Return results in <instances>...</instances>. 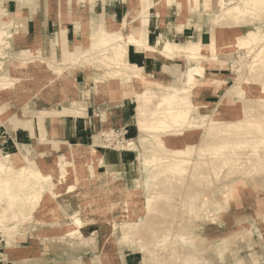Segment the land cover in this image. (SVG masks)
I'll list each match as a JSON object with an SVG mask.
<instances>
[{"label":"rangeland","instance_id":"1","mask_svg":"<svg viewBox=\"0 0 264 264\" xmlns=\"http://www.w3.org/2000/svg\"><path fill=\"white\" fill-rule=\"evenodd\" d=\"M89 1L22 0V3L18 0H0L2 18L14 19L15 23L6 21L4 25H0V28L11 34L9 37L3 36L5 41H9V46L3 49V55L0 56V73L4 76L2 82L6 84L0 87V105L4 113L0 115V152L26 155V165L41 168L43 172L51 174L53 180V186L49 187L51 193H47L49 202H46L45 206L37 207L31 220L20 222L22 211L17 210L14 213L9 210V215L10 212L17 215L18 220L8 219L3 225L14 228L4 232L3 225L0 224V264H124L125 254L133 250L140 251L137 253L136 264H264V167L252 168L251 165L241 163V158L237 159L238 162L231 158L227 163L219 164L216 173L203 164L202 169L199 164L195 168L194 165L200 161L211 160L213 155L212 150L199 151V147L209 149L213 140L202 137L205 135L204 128L207 124H201L202 128L196 129L195 138L191 139L190 154L183 156L188 160L185 172L179 175L170 170L166 171L165 162L157 158L171 157L172 148L159 145L150 132L146 136L147 143L145 141L140 147L136 145L139 140V133L134 124L136 103L129 101L130 97L124 98L128 99L125 101L128 108L123 118L118 115V109L110 110L118 101H112L107 92L98 91L103 83L95 82L100 74L96 66H93L91 71L83 70L86 78L78 73L77 81L70 82L65 81L64 75L75 71L81 64L72 65L68 60L60 62L57 67L63 71L58 74L53 73L51 68L37 69L38 61L43 59L57 63V47L49 43L50 39L55 38L56 34H52L56 28L53 26L47 32V37H44L43 43H40L26 34L27 19L23 17L22 11L19 13L17 10L26 4L34 8L42 3L50 14L54 13L52 18L56 20L57 30L62 21L66 22L71 30L72 24L69 20L72 22L88 19L89 23L96 25L111 19L105 16L104 10L97 15L94 11L95 15L87 16V3V10L90 13L93 11L90 10ZM118 1L125 4L124 0ZM9 2L12 5L8 10L6 5ZM101 2L105 3L106 0ZM149 2L153 5L156 0ZM227 2L234 3L233 0ZM164 4L169 10V21H175L176 18V23H179V13L185 19L188 18L182 26L193 23L197 28L200 24L202 29L203 23L208 29V34L214 30L225 33L241 31L235 26L231 29L219 28L229 15L219 17V14L205 9L204 0H196L193 3L187 0H162L160 8ZM96 7L99 10V7ZM59 9L60 12L57 13ZM75 10L85 15L72 12ZM243 14L246 17L248 15L247 12ZM117 15L120 19L121 14ZM153 17L151 6L147 15V26ZM246 17L242 20L250 19ZM253 24L257 29L264 27V21ZM148 34L150 41L157 35ZM208 40L206 38L204 42L207 43ZM79 41L83 46L89 43V39L82 33ZM41 47L36 53L30 50ZM21 57L28 60L23 67L20 64ZM83 59L79 63L82 62L86 67V61ZM171 64L176 65L173 68L177 71L176 74L180 71L186 73L187 68L183 62L174 61ZM235 66L241 68V72H237ZM211 67L215 69L207 71L221 73L228 79L225 83L218 74L224 86L211 98V111L218 108L219 117L223 115L226 121L252 118L253 127L256 122L264 126V108L257 102L253 89L260 87L263 90L264 63L253 61V58L243 51L241 55L235 53L222 64ZM27 71H31L32 75H28ZM153 74L173 77L170 72H162L160 66ZM9 82L10 86L7 85ZM249 86L253 87L252 90ZM225 92L236 99L235 103L229 107H217ZM196 97L193 94L189 99L193 102ZM197 98L206 100L199 95ZM73 100L75 105L76 100L89 109L87 115L74 120L73 118L83 114L67 113L68 108H72L67 106H71ZM102 101H105V109L112 112L107 114L104 111L103 122L99 121L98 115L102 109ZM211 111L206 118L211 115ZM53 115L73 118L54 117L44 122L47 117ZM126 121L131 124H125ZM24 124H30V130H26ZM40 126L43 129L40 130ZM14 127L23 128L30 136H34V129L38 127L40 133H43V138L39 137L41 143L37 138V130L36 136L30 139L27 132L23 131L24 135L21 139H15V143L11 138ZM236 133L233 131L224 139L228 141L225 148L228 154L234 152L245 155L251 149L263 151L264 146L261 143L246 144L245 139L248 138L242 129L238 131L240 134ZM167 136L168 134H163V137ZM94 137H98L97 143H94ZM129 140L133 141L134 149L118 148ZM236 142L239 143L235 144ZM78 143L85 147L90 146L89 151L93 149L91 153L94 179L86 169L85 161L70 156L62 157L71 145ZM229 146H235L234 150H229ZM121 153L130 155L123 156ZM154 163L156 164L153 167ZM106 171L116 174H112L108 181L104 175ZM23 176L25 178L26 175ZM3 178L4 173L0 172V179ZM239 180L240 183L232 191L233 182ZM126 191L130 192L133 199L130 204L124 202L127 199ZM148 197L152 198V201L147 202ZM8 203L9 199L2 196L0 213L8 207ZM107 204L109 209L105 213L94 211V208L101 209L102 205ZM111 205L114 208H111ZM27 209L26 207L25 210ZM75 213L82 221L90 219L93 222L90 228L93 230L82 229L81 237L67 236L66 231L71 226L65 224L71 221L69 215ZM115 224L117 229H114ZM24 234H27V240L21 242ZM21 243L24 247L18 251Z\"/></svg>","mask_w":264,"mask_h":264},{"label":"bare ground","instance_id":"2","mask_svg":"<svg viewBox=\"0 0 264 264\" xmlns=\"http://www.w3.org/2000/svg\"><path fill=\"white\" fill-rule=\"evenodd\" d=\"M18 1L22 2V0ZM124 1L127 11L119 21L108 19L96 25L89 23L88 19L72 21L73 42L69 41L66 33V22L62 21L55 38L49 40V43H53L57 47V63L43 59V61H38L37 69L51 68L53 73L58 74L63 69L57 66H60V62H66L67 60L71 61L72 65L78 66V64H81V67H78L80 71H91L92 67L96 66L100 74L96 77L95 82L103 83L102 92H107L111 100L121 102L124 98L130 97L136 103L134 124L137 131L141 133V144L145 143L146 140L148 141L146 136L150 132L153 139L158 140L159 145L172 148L170 151L171 157L157 158L162 160L161 162H165L164 170L166 171L170 170L172 173L179 175L185 172L188 160L183 156L190 154L191 139L195 138V130L202 128L201 124H207L204 128L205 135L202 137L206 140L209 138L213 140L212 142L209 140L212 144L209 149L199 147V151L212 150L213 155L211 160L200 161V163L194 165L195 168L199 164L202 169L203 164L216 173L219 164L227 163L231 158H234V161L241 158V163L251 165L252 168L264 167V149L262 152L251 149L245 155L234 152L228 154L225 150L228 141L224 140L233 131L240 134L238 131L242 129L243 134L248 138L245 139L246 144L258 142L264 146V126L256 122L257 124L253 127L252 118L246 120L237 118L226 121L223 115L219 117L218 108L211 111V101L197 98L199 93L204 90L213 91L217 87L224 86L218 74L207 73V66L222 64L226 58L233 56L235 53L241 55L243 51L247 56L253 58V61L255 60L259 64L264 63V27L258 28V30L253 24V22L264 21V18H262L264 16V0H233L234 3L232 4H228L227 0H204L203 6L205 9L219 14V17L229 15L228 19L218 26L219 28L231 29L235 26L241 29V31L231 30L230 33L214 30V32L208 34L209 42L207 43H203L200 39L202 34L200 24L196 28V36L187 38L183 43L175 41L171 30L168 31L169 33H162L160 37L158 35L157 39L150 42L147 37L148 11L152 6L156 8L159 14L161 10L159 4L162 0H156L153 5L149 0ZM187 1L193 3L196 0ZM94 3L95 0L89 1L90 10H93ZM176 6L178 7V3ZM1 10L3 9H0V25H4L6 21L15 24L14 19L6 20L5 17L2 18ZM245 12L248 13L247 17L250 19L243 21L242 19L246 17L243 14ZM184 20L186 19L179 13L177 15V21L179 22L177 30H182ZM80 33L89 39L87 45L83 46L80 43ZM3 36L9 37L11 34L6 32L4 28H0V56L3 55V49L9 46V41H5ZM130 46L145 56L163 60L162 72L165 74L170 72L173 77L169 78L163 74L155 76L153 73L143 70L141 66L129 62L128 49ZM39 49H42V47L30 50L36 53ZM229 49L231 51H227ZM242 49L244 50L242 51ZM82 58H84V62L86 61V67L82 65V62L79 63ZM21 59L20 64L23 67L28 63V60L23 57ZM174 61H181L185 64L187 68L185 74L182 71L176 74L177 71L173 69L176 65L171 64ZM235 70L241 72V68L238 66H235ZM27 74L32 75V72L27 71ZM2 78L4 76L0 73V87L6 85L2 82ZM87 78L90 79L88 75ZM8 84L10 86L11 82ZM249 87L252 90L253 87ZM253 89L257 102L261 104V108H264V86L263 90L260 87ZM193 94L197 97L192 102L189 96ZM227 94L226 92L223 93L217 107L223 105L229 107L232 103H235L236 99ZM2 109L3 107L0 105V115L4 114ZM85 109V105L79 104L77 107L68 108L67 113L73 115L84 114L82 111H85ZM209 111H211V115L206 118ZM215 124L224 125L216 126ZM24 127L28 130L31 125L24 124ZM39 129L41 130L43 127L40 126ZM165 133L168 134L166 138L163 137ZM40 136L43 138V133H40ZM97 142L98 137H94V143ZM89 148L90 146L85 147L80 144L71 145L62 157L70 156L73 159L85 161L86 169L94 179L95 171L92 162L93 154L91 153L93 149L89 151ZM118 148L120 150L134 149V145L129 140ZM234 148L235 146H229V150H234ZM21 155L17 152L8 154L0 152V172L4 173V178L0 179V200L2 196L9 199L8 207L3 210V213H0V224L2 225L8 219L16 218L18 220L17 215L11 212L9 215V210H13L14 213L17 210L22 211L20 222L26 219L31 220V216L37 207L45 206L50 199L47 193H51L50 188L53 186L51 174L43 172L41 168L26 165V158H24L26 155L22 153ZM155 164L152 166L154 167ZM107 173L104 174L105 178H107ZM24 174L26 175L25 178ZM238 183H240V180L233 182L232 191ZM130 196V192L126 191L127 199L124 201L125 203L130 204L132 202L133 199ZM146 201H152V198L148 197ZM26 207L27 210H25ZM108 209L107 204L102 205L101 209L94 208V211L105 213ZM69 218L71 221L65 224L71 226L66 231L68 232L67 236L77 235V237H81L80 228L91 222V220L82 221L77 213L69 215ZM12 228L14 227L3 225L2 230L9 232ZM117 228L115 224L114 229Z\"/></svg>","mask_w":264,"mask_h":264},{"label":"crops","instance_id":"3","mask_svg":"<svg viewBox=\"0 0 264 264\" xmlns=\"http://www.w3.org/2000/svg\"><path fill=\"white\" fill-rule=\"evenodd\" d=\"M67 4H68V2H66L65 5H67ZM11 5L12 4L10 2L6 5L8 7V10H9V7H11ZM17 6L19 8L20 5H18V3H17ZM96 6L99 7V10H98V8ZM87 7H88V3L85 6V8H86V12L85 13H86L87 16L88 15H93V14L95 15L94 11H96V15H97L102 10H104V14H105L106 17L114 19V20H117V21L121 20V18L123 17V15L127 11L126 4H121V3H119L118 0H106L105 3H102L101 0H96L95 4H94V9H93V11L91 13L87 10ZM124 8L126 9L125 12L123 11ZM80 9L83 10L81 7H80ZM175 9H176L175 13L177 14V6L176 5H175ZM19 10H20V12L22 11L21 13H23V17L27 19L26 31L25 32H26V34H28V36L30 35L32 39L35 38L40 43H43V41L45 39L44 37H47V32L49 30H51V28L53 26L56 28V31L54 32V34H52V36L57 33V27L58 26H57L55 18L54 17H53L54 19L52 18V15L54 13L50 14L48 12V10L46 9V7H44L42 5V3L38 4V6L35 5L34 8H31V7H29L26 4V6H23V7L19 8ZM19 10H17V11L19 12ZM58 12H60V9L57 11V13ZM72 12H78L79 14H82L81 12L76 11V10L72 11ZM117 13L121 14V18L120 19H119V16L117 15ZM67 14H69V12ZM82 15H85V14H82ZM153 15H154V17L151 18L150 24L147 26V32L151 33V35L153 33L157 34L156 37H154V40L158 38V35L160 37L162 33L163 34L164 33L165 34L169 33L168 32L169 30H171L172 36L175 39V41H178V42H181V41L184 42L187 38L196 36L195 35L196 34V24H193V23H191L190 25H185L182 28V30H177V26L179 25V23H176V18H175V21H169L167 19L168 16H169V10H167L166 4H164V6L161 8L159 14L157 13L156 8L153 7ZM186 19L188 20V18H186ZM69 23L72 24V22L70 20H69ZM201 25H202V32H201L202 34L200 35V39L202 40L203 43H206V42H204L206 40V38L209 39L208 29L203 26L204 25L203 23ZM66 26H67V37H68L69 41H72V39L74 37L73 36V32H74L73 24H72L71 30L68 28L69 25H67V23H66ZM25 32H24V34H25ZM37 33H38V35H37ZM148 33H147V37H148V40L150 41ZM25 38H27V37H25ZM154 40H152L150 42H153ZM128 60H129V62H131L133 64L141 66L143 68V70H145L146 72H147V70H149L148 73H150V72L153 73L154 70L157 67H159V66H160V70H161V67L164 64L163 60H158V59H154V58L145 56L143 53H139L138 51H136L132 46H130L129 49H128ZM216 65H220V64H216ZM213 66H215V65H213ZM209 69H215V68H213L211 66H207L206 71L209 70ZM78 73L85 77L83 70L79 71L78 69H75V71H72L71 73H67L66 75H64L63 78H65V81H67V82L77 81L76 77H77ZM207 73L220 74L222 76V79L225 80V83L228 82V79L224 78L223 77L224 75H222L221 73L209 72V71H207ZM91 82H93V81H91ZM93 83H95V82H93ZM221 88H223V87H217L213 91L204 90V91L199 93V96H201L202 98L206 99L207 101H211V98L216 95L217 90H219ZM98 91L101 92V88ZM126 100H128V99H124L120 103L118 102L117 105L114 106L113 108H110V110H113L114 108L118 109L117 112H118V115L120 116V118H123V117L126 116V109L128 108V106L125 104ZM114 101H116V100H114ZM129 101H133V100L131 98H129ZM100 104L102 105V107H101L102 109L100 110L98 115L100 116L99 121L101 120L103 122V120H105L104 113L106 112L107 114H112V112L107 111L105 109V107H104L105 101H102ZM70 105L71 106H67V107H77L79 105V103L76 101V105H75L74 104V100H73L70 103ZM88 112H89V109L86 107V110L84 111V114L82 116H80V117L73 118L71 116H57V115H53V116L47 117L44 122H47V120H50V119H52L54 117H57L59 119H63V118L69 117V118H73L74 120L75 119L77 120L78 118H81V117H84L85 115H87ZM35 120H36V117H35ZM106 122H107V120H106ZM127 123L128 122L126 121L125 124H127ZM128 124H131V123L129 122ZM103 125H105V124H103ZM13 130H15L13 132V137L14 138L11 137V136L10 137L15 142V139H17L19 137L21 139V136L24 135L23 131H25V130L23 128H21V127H14ZM19 130L21 132H19ZM36 130H37V132L39 131L38 127H35V129H34V132H33L34 136H36L35 135L36 134ZM25 132H27V131H25ZM45 133H46V129H45ZM138 133H139V140H138L137 144L136 143L135 144L140 147V145H141V140H140L141 139V133L139 131H138ZM27 134H28V139H30L31 137H34L33 135L30 136L28 132H27ZM39 137H40V133L38 132V135H37L38 141H39ZM63 142H65V141H63ZM15 143H17V141ZM39 143H41V142L39 141ZM19 144H24V143L19 142ZM78 144L83 145L82 143H78ZM126 150H130V149H126ZM121 154H123V156L130 155L129 153H121ZM112 174H116V173H112V172L111 173L110 172L107 173L108 181H109L110 176H112ZM112 178L114 179L115 176L112 177ZM145 182H147V181H145ZM91 223H93V222L91 221V222L85 224L83 227H81L80 228V232L82 233V229H85V231H87L88 229L93 230L92 228H90V225H92ZM25 240H27V234H26V236L24 234L21 242H24ZM19 246H20V248L18 249V251H20L21 249H23L22 247H24L23 243H21ZM139 252L140 251H138V250H133L131 253H126L125 256H124V264H136L137 263V257H138L137 253H139ZM15 257H17L16 254H15ZM7 261H9V260H7Z\"/></svg>","mask_w":264,"mask_h":264}]
</instances>
